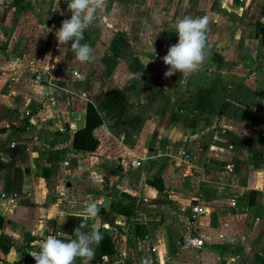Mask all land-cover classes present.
Returning <instances> with one entry per match:
<instances>
[{
  "label": "crops",
  "instance_id": "crops-1",
  "mask_svg": "<svg viewBox=\"0 0 264 264\" xmlns=\"http://www.w3.org/2000/svg\"><path fill=\"white\" fill-rule=\"evenodd\" d=\"M118 3L130 0H107V16V6ZM135 4L149 15L138 18L143 27L162 19L174 32L168 37L145 30L135 34L137 40L123 41L122 49L144 47L145 53H132L144 67L162 42L177 36L172 28L187 16L208 17V47L184 91L159 90L146 74L128 80L130 73H121V89L133 98L127 108L139 118L132 127L131 120L123 123L122 151L106 127L110 101L89 97L83 81H92L90 70L83 71L70 44L58 45L55 38L61 21L71 16L67 3L52 10L49 20L42 11L50 10L32 6L29 21L48 43L30 50L24 49L17 17L24 9L0 6V236L11 244L5 253L0 249V264H34L22 250L44 234L59 231L52 236L71 238L74 227L93 220L84 219L90 206L101 208L99 230L113 245V252L100 256L96 246L91 264H264V0ZM102 24L97 17L84 37L97 35L95 27ZM46 27L52 31L44 34ZM112 69L101 68L105 82ZM87 103L101 119L91 131L98 141L93 151L71 146ZM118 154L142 161L123 173ZM195 202L204 207L196 229L203 244L179 248L187 207Z\"/></svg>",
  "mask_w": 264,
  "mask_h": 264
},
{
  "label": "rangeland",
  "instance_id": "rangeland-1",
  "mask_svg": "<svg viewBox=\"0 0 264 264\" xmlns=\"http://www.w3.org/2000/svg\"><path fill=\"white\" fill-rule=\"evenodd\" d=\"M10 1L11 0H0V6H10ZM19 1L20 2H18V5L24 2L28 3L27 4L28 7L22 8L24 9V12H22L20 16L17 15V17H19L18 23L22 24V29L25 30V32L23 31V33L26 37L27 47L26 48L24 47V49L30 50L32 46L41 48L40 43L42 42L45 47L48 43L47 41L48 38L46 39L41 36V33L39 31L40 28L36 26L37 23L35 21L32 22L29 21L30 17L33 16L32 6H39L44 10L47 9L50 10L49 13L48 11L47 12L42 11L43 14L42 17L46 18V20H49L50 18H52L51 11L55 10V8L57 7V2L60 7L68 3V0H19ZM136 1L137 0H130V3L121 4L123 6H121L120 3H118V6H107L108 9L110 8V10L108 11V16L106 15V6L98 10V12L96 13V17L101 19L103 24L99 28L95 27V29H97V35H95L93 32L87 33L85 39L81 41L82 44L87 43L92 47L93 49L92 55L94 56V59L92 61L83 63V71H86V73H88L90 70V73L87 75V77L91 75L93 77L92 81L86 80L87 79L86 77L85 79L86 81H83V88L87 89V91L89 92L88 93L89 97H92L93 99H100L107 96L108 100L110 101V105H109L110 108L107 111V116H108L107 119L108 121L106 123L107 131L109 133L111 143L113 142L112 144L114 146L117 145L118 148L121 149V151H122V146H121L122 142L118 141V136L122 133L123 130H126L124 129L125 122L128 123V120H131L129 124H131L132 127L133 124H137L139 121L135 109H133V107L127 108L129 102L133 101V98L127 97V90L122 91L121 89V86L125 80V77L124 79H121L122 77L121 73H123L124 71L130 73L128 80L131 79L134 80L135 78L146 74L145 76H149L157 83L159 90H166V88L174 87V89L178 88V91H184V84L187 77L189 76V75H182L181 73H179V76L176 75H172L171 77L164 76V72L167 70L168 66L164 64L162 57L167 54L168 48L177 42V40L175 39V38L178 39L177 36L173 37L172 39L168 38L167 41L162 42L165 44L161 43L160 46H158L159 52H154L152 54L155 55V57L148 63L149 66L147 65V67H144L140 59H135V57H133L132 55L133 50L139 51L141 53H145L146 50L144 49V47L141 48L135 47L134 49L128 47L127 49H122L121 45L125 41H127V39L137 40V38L134 36L138 32L145 34L146 33L145 30H146L149 31L147 34L150 33L151 35L155 34L159 36L166 35L168 37L172 33H174L169 31V29L171 28L168 26L167 23H163L164 21L162 19L159 20H162L163 22L159 20L156 22H151L150 26H147L145 23L144 24L145 26L143 27V25H141L142 22L141 21L138 22V18L147 19L149 15L141 11V6H137V4H135ZM163 7L164 6L160 8L162 11L164 10ZM165 8L167 9V7ZM34 13L37 14V9L35 10ZM158 13H160V11H158ZM160 14L165 15L166 12ZM168 15L170 16V13H168ZM38 17L40 18L39 15ZM111 18L116 20V22H112ZM168 18L166 19V21L169 20ZM107 22L110 23L112 26L108 27ZM172 30H175V28H172ZM90 34L95 37L94 40L90 37ZM128 53H130L129 58L122 59V57L124 55L125 56L128 55ZM107 55L108 56L110 55V57L107 58ZM103 66L104 67L107 66L108 70L113 68L112 69L113 71L110 73V76L107 77L108 82H105V80L102 79L103 76L106 78V75H101V73H99ZM96 70H98V73L100 74L99 78H97L99 75L96 73ZM38 79L40 78H37V80ZM95 82L98 83L92 85ZM106 84L108 85L106 86ZM107 87H110V89H107ZM133 92L134 91L131 92V95L133 94ZM122 119L124 120V122ZM132 121H136L137 123ZM147 124L148 122L145 121V123H143V126L140 127L141 130H143L145 126H147ZM136 142H138V140ZM118 155H117V162L121 157H123V155H119V156ZM100 209L101 208L99 207V209L96 211V214L100 212ZM72 226L74 227L76 225L72 224ZM58 234L59 231L51 233L50 236L52 235L59 236ZM39 237L40 240L46 239L47 234H44ZM23 251L24 250H22V252Z\"/></svg>",
  "mask_w": 264,
  "mask_h": 264
},
{
  "label": "clouds",
  "instance_id": "clouds-1",
  "mask_svg": "<svg viewBox=\"0 0 264 264\" xmlns=\"http://www.w3.org/2000/svg\"><path fill=\"white\" fill-rule=\"evenodd\" d=\"M106 4L107 0H68L67 8L71 12V16L69 19L61 21V25L56 29L54 35L58 45L70 44L75 53V59L80 63L94 59L92 47L87 43L82 44L81 41L85 39V31L96 20L98 10L105 7ZM55 9L59 10L58 2ZM208 24L207 16L196 18L187 16L177 20L175 33L178 40L168 48L167 54L162 57L164 64L168 66L164 72L165 77H171L176 72L190 75L200 70L207 57L206 32ZM46 29L44 34L52 31L50 28L46 27ZM149 62L150 60L146 64ZM95 216L96 208L90 206L84 214V219L87 220ZM101 238L99 233L93 236V234L83 231H78L77 238L70 241L48 236L46 239L34 242L33 246L38 245L39 251L31 252L29 255L34 258L36 264H73L77 257L83 258V264H91L93 245L98 243Z\"/></svg>",
  "mask_w": 264,
  "mask_h": 264
},
{
  "label": "trees",
  "instance_id": "trees-1",
  "mask_svg": "<svg viewBox=\"0 0 264 264\" xmlns=\"http://www.w3.org/2000/svg\"><path fill=\"white\" fill-rule=\"evenodd\" d=\"M19 0H11L10 4L13 6H17ZM28 3H20L18 5L20 8H25ZM84 124L83 126L74 131L72 135V144L71 146L75 149L85 150V151H93L98 144V141L92 136L91 131L100 125L101 119L96 114L95 110L90 104H86L85 106V115H84ZM1 222V217H0ZM97 233L101 235V239L97 244V251L95 254L100 255H109L113 252V245L107 233L104 231L98 230ZM11 244L4 240L2 236H0V249L3 253L7 252L10 248ZM39 249V248H38ZM75 264H80L79 257L74 260ZM8 264H18L16 262H10Z\"/></svg>",
  "mask_w": 264,
  "mask_h": 264
},
{
  "label": "built area",
  "instance_id": "built-area-1",
  "mask_svg": "<svg viewBox=\"0 0 264 264\" xmlns=\"http://www.w3.org/2000/svg\"><path fill=\"white\" fill-rule=\"evenodd\" d=\"M27 111L24 112L27 115ZM123 134L121 133L118 136V141H122ZM13 146V143L10 144ZM183 160H188V155L182 153ZM142 158L133 159L128 156H123L119 159L118 165L123 173L127 172L132 167H137L140 165ZM188 213L186 218V228L184 232L177 238L176 246L179 248L182 247H199L203 244V240L200 238L199 234H197V225L199 221V217L204 213V207L199 203L195 202L187 207ZM39 251L38 247H28L24 250V257L30 260L32 263L36 264L34 258L29 255L31 252ZM159 264H164L163 262Z\"/></svg>",
  "mask_w": 264,
  "mask_h": 264
},
{
  "label": "water",
  "instance_id": "water-1",
  "mask_svg": "<svg viewBox=\"0 0 264 264\" xmlns=\"http://www.w3.org/2000/svg\"><path fill=\"white\" fill-rule=\"evenodd\" d=\"M241 55H247V52L245 50H242L241 51ZM101 215H102V213L99 212L97 214V216L95 218H93V220L91 221V223H89L87 226L74 227L73 228V236L71 238H61V237H56V238L57 239H62V240H65V241H70V240H73V239H76L77 238L78 231H83V232L91 233V234H93V236H95L97 234V231L100 228ZM97 244L98 243H95L93 245V251L95 250Z\"/></svg>",
  "mask_w": 264,
  "mask_h": 264
}]
</instances>
